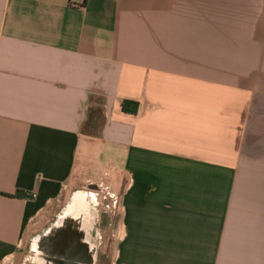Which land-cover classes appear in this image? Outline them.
<instances>
[{"label": "crops", "instance_id": "obj_1", "mask_svg": "<svg viewBox=\"0 0 264 264\" xmlns=\"http://www.w3.org/2000/svg\"><path fill=\"white\" fill-rule=\"evenodd\" d=\"M95 184L110 264H264V0H0V264Z\"/></svg>", "mask_w": 264, "mask_h": 264}, {"label": "flooded vegetation", "instance_id": "obj_2", "mask_svg": "<svg viewBox=\"0 0 264 264\" xmlns=\"http://www.w3.org/2000/svg\"><path fill=\"white\" fill-rule=\"evenodd\" d=\"M88 217L80 200L35 235L30 249L38 254L37 264H88L89 247L94 245Z\"/></svg>", "mask_w": 264, "mask_h": 264}, {"label": "rangeland", "instance_id": "obj_3", "mask_svg": "<svg viewBox=\"0 0 264 264\" xmlns=\"http://www.w3.org/2000/svg\"><path fill=\"white\" fill-rule=\"evenodd\" d=\"M260 99H262V96ZM95 186V188L85 186L76 192H81L80 194H84L86 198L88 221L93 230L92 242L95 246L94 264H110L113 258L120 218L116 217L117 210L114 196L108 189H102L96 184ZM116 196L119 197V194H116ZM47 225L26 234L21 248L10 264H37L38 254L30 249V243L35 238V235Z\"/></svg>", "mask_w": 264, "mask_h": 264}, {"label": "trees", "instance_id": "obj_4", "mask_svg": "<svg viewBox=\"0 0 264 264\" xmlns=\"http://www.w3.org/2000/svg\"><path fill=\"white\" fill-rule=\"evenodd\" d=\"M120 107L125 113L135 114L137 112L138 103L131 100H123ZM96 112H100L99 106L97 108H89L87 119L85 121V132H87L89 128H93L92 118L95 116Z\"/></svg>", "mask_w": 264, "mask_h": 264}, {"label": "water", "instance_id": "obj_5", "mask_svg": "<svg viewBox=\"0 0 264 264\" xmlns=\"http://www.w3.org/2000/svg\"><path fill=\"white\" fill-rule=\"evenodd\" d=\"M88 187L89 188H95L96 186L95 185H88ZM88 253H89V256H88V258H89L88 262L89 263L88 264H93L94 258H95V246L94 245L89 247ZM47 264H52V262L47 261Z\"/></svg>", "mask_w": 264, "mask_h": 264}, {"label": "bare ground", "instance_id": "obj_6", "mask_svg": "<svg viewBox=\"0 0 264 264\" xmlns=\"http://www.w3.org/2000/svg\"><path fill=\"white\" fill-rule=\"evenodd\" d=\"M77 198L75 197V199L72 201V203H71V205L69 206V207H72L73 205H75V203L77 202ZM85 205H86V203H85Z\"/></svg>", "mask_w": 264, "mask_h": 264}]
</instances>
